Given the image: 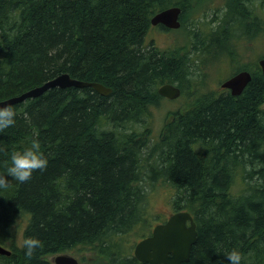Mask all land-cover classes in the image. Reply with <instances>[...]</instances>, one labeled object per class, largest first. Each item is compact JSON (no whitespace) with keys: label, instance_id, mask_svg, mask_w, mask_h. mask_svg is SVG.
Wrapping results in <instances>:
<instances>
[{"label":"trees","instance_id":"1","mask_svg":"<svg viewBox=\"0 0 264 264\" xmlns=\"http://www.w3.org/2000/svg\"><path fill=\"white\" fill-rule=\"evenodd\" d=\"M189 1L0 0V100L61 73L110 89L54 86L8 105L16 117L0 132V173L11 152L33 138L48 164L27 182L0 189V241L21 217L22 242H41L31 258L22 244L10 242L0 264H53L47 255L77 246L93 251L96 264H142L120 241L136 227L144 237L151 221L145 188L158 182L171 187L173 212L187 211L195 223L196 240L182 264H228L225 254L233 248L241 264H264V74L258 64L230 60L229 75L250 73L241 92H196L185 107L167 112L150 144L148 118L162 99L159 86L191 88L197 81L192 59L199 55L195 43L188 57L191 48L182 54L146 42L150 19ZM252 4L230 2L214 47L247 26L258 34L252 44L264 40L257 11H264V0Z\"/></svg>","mask_w":264,"mask_h":264},{"label":"rangeland","instance_id":"2","mask_svg":"<svg viewBox=\"0 0 264 264\" xmlns=\"http://www.w3.org/2000/svg\"><path fill=\"white\" fill-rule=\"evenodd\" d=\"M232 1L233 0H191L186 5V9H190L191 14L189 18H187L188 20L184 17L181 19L182 24L179 28L163 30L150 26L148 29L145 38L146 42L152 40L153 45L161 50L180 52L183 54L190 49V44L193 41L192 26L194 25L193 27L197 28L198 26L209 25L208 28L202 30V35L204 37V44L202 43V45H204L205 48L201 51H197L199 55L192 59L194 61V66L192 68L197 81H193L190 86L191 88L185 89L183 93H180V96L174 99L162 97L160 103L151 108L150 117L148 118L150 144H152L153 140L157 139L167 118V112L185 107L196 92L209 89L212 90L219 87V84L229 75L228 66L230 65H227V60L234 58L233 60H236L234 61L236 63L242 64L254 61L257 63L259 58L264 57V40H257V42L253 44L241 43L239 41L231 42L228 45L230 50L227 49L228 52L224 53L225 55L222 53L223 47H214L216 45L213 43H219L221 40L222 35L218 36V34H220L222 28L225 27L228 14L231 13L228 7ZM240 1L246 2L249 6L253 3V7L260 3V0ZM215 37H217L218 40H215ZM193 49L188 52V57H192L193 53L195 55V52L192 51ZM205 68L208 71L205 70ZM194 83H197V86ZM193 85H195L196 89ZM262 107L264 108V103ZM145 189L147 191L146 209L148 210L147 214L151 221L148 223L149 225L146 223L148 226L144 229L143 235L148 234L149 230L156 222L164 220L173 212V208L170 204L171 187L167 184L158 182L153 185H146ZM24 224V218H16L11 227L13 230L12 234L7 235L5 240L0 241V246L9 249L10 242H12L15 247H19L22 244ZM138 229V227L134 228L120 241L122 243L121 250L123 252L132 253L134 244L141 238L142 233H138ZM63 253L74 256L78 261L82 257L83 261H79L82 264L97 263L93 251L81 249L79 246ZM56 254L47 255L46 258L52 260L53 256Z\"/></svg>","mask_w":264,"mask_h":264},{"label":"water","instance_id":"3","mask_svg":"<svg viewBox=\"0 0 264 264\" xmlns=\"http://www.w3.org/2000/svg\"><path fill=\"white\" fill-rule=\"evenodd\" d=\"M179 6H170L157 11L150 19V24L161 23L170 28L179 26ZM261 72L264 74V58L258 60ZM250 80V73L239 71L220 83L232 95L239 94ZM86 87L89 86L97 92L107 94L110 89L97 82H85L71 78L66 73H61L42 84L32 87L19 95L0 100V107L21 102L26 98L36 97L51 87ZM158 94L173 99L179 95V89L169 83L159 86ZM11 183L15 180L8 177ZM195 223L191 214L179 210L170 214L167 219L153 226L149 235L134 244L133 256L143 264H182L188 261L190 249L196 240ZM10 251L0 246V254L8 255ZM54 264H80L76 258L67 254H57L53 257Z\"/></svg>","mask_w":264,"mask_h":264},{"label":"clouds","instance_id":"4","mask_svg":"<svg viewBox=\"0 0 264 264\" xmlns=\"http://www.w3.org/2000/svg\"><path fill=\"white\" fill-rule=\"evenodd\" d=\"M16 112L11 106L0 107V132L15 124ZM0 151H4L0 148ZM10 163H5L6 173H0V189H6L11 185L8 177L24 183L31 179L34 171L46 169L48 160L41 150L40 141L33 138L30 146L22 151L13 150L10 154ZM25 255L32 257L34 252L41 247V242L35 237H25L22 242ZM228 264H241V253L233 248L225 254Z\"/></svg>","mask_w":264,"mask_h":264},{"label":"flooded vegetation","instance_id":"5","mask_svg":"<svg viewBox=\"0 0 264 264\" xmlns=\"http://www.w3.org/2000/svg\"><path fill=\"white\" fill-rule=\"evenodd\" d=\"M183 10L180 9V12L178 14V21H179V18H185L186 20H188L187 18H189L190 14H191V11L190 9H186V6L184 8H182ZM258 13H259V16L261 17V19L263 18L264 19V11H259L257 10ZM180 21H179V27L181 26L180 25ZM209 25H203V26H198L197 28H194L192 26V30H193V35H192V43L190 44V48H194V43L196 44V48L199 49V51L203 50L205 47L204 45H202L203 43V40H204V37L202 35V30H204V28H208ZM153 27H157V29H163V30H170V29H173V28H169L161 23H157L155 25H153ZM178 27V28H179ZM253 35H258V34H255V32L253 31V29L251 27H248L245 28V30L243 31V33H235L233 35H229V37L227 38V42H226V45H224L223 47V50H222V53H227V49L230 50V48L228 47V45L231 43V42H241V43H248V44H251L252 42V36ZM204 44V43H203ZM247 44V45H248ZM225 55V54H224ZM227 59V58H226ZM234 58L230 59V60H233ZM230 60H227L226 63H229ZM233 61H236V60H233ZM232 61V62H233ZM228 65V64H227ZM226 65V66H227ZM205 70H207L205 68ZM241 70H245V69H240L239 71ZM208 71V70H207ZM237 71H233L231 72L232 74H230L229 76L235 74ZM218 89H225V90H228L226 88H218ZM229 91V90H228Z\"/></svg>","mask_w":264,"mask_h":264},{"label":"bare ground","instance_id":"6","mask_svg":"<svg viewBox=\"0 0 264 264\" xmlns=\"http://www.w3.org/2000/svg\"><path fill=\"white\" fill-rule=\"evenodd\" d=\"M185 22V21H184ZM194 26V25H193ZM180 96V95H179ZM152 107V106H151Z\"/></svg>","mask_w":264,"mask_h":264}]
</instances>
